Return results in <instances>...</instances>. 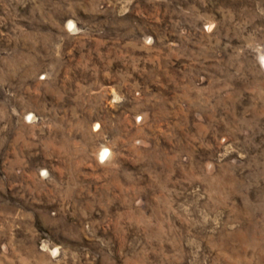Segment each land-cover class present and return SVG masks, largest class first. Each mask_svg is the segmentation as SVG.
I'll use <instances>...</instances> for the list:
<instances>
[{"label": "rangeland", "instance_id": "374dc122", "mask_svg": "<svg viewBox=\"0 0 264 264\" xmlns=\"http://www.w3.org/2000/svg\"><path fill=\"white\" fill-rule=\"evenodd\" d=\"M0 264H264V0H0Z\"/></svg>", "mask_w": 264, "mask_h": 264}, {"label": "bare ground", "instance_id": "6f19581e", "mask_svg": "<svg viewBox=\"0 0 264 264\" xmlns=\"http://www.w3.org/2000/svg\"><path fill=\"white\" fill-rule=\"evenodd\" d=\"M107 154V150H103L100 154H99V157H105Z\"/></svg>", "mask_w": 264, "mask_h": 264}]
</instances>
